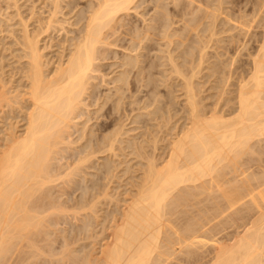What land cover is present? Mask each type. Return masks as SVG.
<instances>
[{
	"label": "bare ground",
	"instance_id": "bare-ground-1",
	"mask_svg": "<svg viewBox=\"0 0 264 264\" xmlns=\"http://www.w3.org/2000/svg\"><path fill=\"white\" fill-rule=\"evenodd\" d=\"M4 1L8 3L7 7L9 4L17 2L16 0H0V12L1 3ZM61 1L63 2V0ZM61 1L54 0L52 2L56 10H53L54 15L52 13L49 15L55 16ZM145 1L148 0H96L93 4L89 3L91 5L85 8L86 10L84 7H82V10L77 9L75 15L78 14L76 16L78 19L76 18L74 24L69 21V25L73 24V27H75L77 26L75 24H78L79 26L76 30L67 31L68 33L73 32V36H65L64 40L61 39L62 41L57 43L60 51L56 54V60L47 58L48 55L44 49L49 48V46L40 44L42 41L40 33L48 32L47 29H51L53 25L51 23H58V21L50 18L48 20V17H46L47 26H44L46 29L44 28L41 32L40 28L37 29L38 32H34V30L31 32L27 29L29 25L27 21L24 22L25 19H22L23 22L20 20V29H9L8 32L15 38L14 43L21 46L18 57L24 61L22 62L19 58L16 60L21 61L18 63L19 67L15 69L19 70L15 71L16 74L19 73L17 79L13 78L12 74L7 75V70L3 71L5 68L2 70L4 65L0 67V120H7V117L12 113L9 116L11 121L7 125L5 123L6 128H3L4 131L1 130L2 134L0 136V264H24V262H26L25 264H39L42 261V264H44L49 262L48 260L52 258L49 253L50 259L47 258L48 256H44V258L39 256L42 253L40 251L48 252L49 249L50 252L53 245L51 242L54 241L55 243V239L50 241L51 236L54 238V232L52 233L49 227L55 228L56 221L58 223L56 226H58L60 220L64 222L63 218L65 220V217L74 219L78 211H88L97 218L98 208L100 210L104 203L107 202L108 204L109 201H106L108 199L113 203L121 201L122 203L119 206L117 205L116 209L113 207L115 211L111 209H109L110 213L106 211L108 215L110 214V217H107L110 224L102 226L104 227L102 230L106 231L105 235L101 232L105 238L104 242L100 243L98 248L96 246L91 250L88 249V252L84 248L86 253L83 254L82 251L83 256L81 255V257L76 256L75 253L80 255L77 252L82 249L69 247L76 251L74 253L73 249L72 251L69 249L75 255L71 256L73 257L71 260L79 261L75 264H164L168 261L171 263L176 261L174 264H264V174L261 175L264 173V165L263 168L259 167L260 164H263L261 162L263 158L261 159V157L264 156V147L263 143L262 145L258 143L264 142V16L260 14L264 10V1L260 2L258 0L259 2L257 1L254 4V20H258L257 22L262 24L260 25L263 27V31L260 44L251 57L250 70L248 69L249 72L246 73L248 76L246 77L244 74L243 77L240 74V80H237L238 83L237 81L235 84L232 83L236 88L229 90H234L235 94L231 92L233 95L231 94V98L230 96L225 97L226 99L222 100L224 103L219 99L220 97L223 98V93L227 91L225 87L231 80L229 78L234 75H230L232 70L229 67L230 62H234L232 61L233 58L232 56L223 57L225 60H231L228 61V64L225 60H220L221 58L218 55L220 53L215 52L211 55H214L215 58L218 55L217 62L214 61L215 59L211 60L212 62L207 61V58H209L207 55L210 54H207V49L212 46V36L217 33L215 28L219 24L218 19H221L219 16L223 7H221L222 4L220 5L217 2L218 5L214 3L216 6H212L208 0H150L152 3L150 9H153L152 15L145 18L143 12L140 14L143 17L141 19L144 25L139 26V23L137 25L136 20H122L123 16H128L131 13V9L134 10L135 16H140L136 9H139ZM169 2L173 3V7L168 6ZM64 4L68 5L69 10H71L76 7L78 2L76 1L75 4V1L72 0ZM16 8L18 10V7ZM18 13L20 15L21 12ZM174 17H176V20ZM224 18L226 19L224 22L230 24L226 29L228 28V31H230L229 29L233 30L235 24L231 22L233 21L232 13L231 15L230 13L226 14ZM177 22L182 23H179L180 27H177ZM175 23H177V26H174V28L172 24L176 25ZM203 24H207V26L202 29V32L208 31L205 39L201 38L203 36L199 34L198 29ZM232 24L233 26H231ZM255 25L258 26V24ZM120 28L122 29L119 31ZM239 30L243 38L249 33L251 34L250 26L246 23H240ZM2 31L0 29V32ZM193 31H196L195 35L197 36V40L194 41L195 45H187L186 42ZM16 32H20L18 37L15 34ZM242 36H240V39ZM232 38L234 37H231L230 41ZM243 38L239 40L241 46L246 43ZM245 39L247 40V37ZM154 41H161L160 46L164 45V49L159 48L161 54L157 50V53L153 51L150 54L154 48L152 44ZM228 44H231V42ZM115 45L124 51L116 49ZM222 46L224 50L227 45ZM8 47L7 49H10ZM120 51L122 55H120ZM222 51L221 57L226 53ZM153 53L158 54V56L154 54V58ZM116 57L117 61L114 60ZM109 58L113 59L114 62L108 63L105 61ZM221 61L222 63H220ZM223 61L227 64H224ZM205 62L208 63L204 64ZM107 64L110 66L116 65L113 68L115 71L111 67L112 70L109 72L108 67L110 66ZM105 65L108 70L104 71L101 67H105ZM225 65L227 66L225 67ZM159 66L161 69H158ZM227 67L230 68V71L226 70ZM116 68L118 69L116 70ZM204 69L207 72L209 71L208 75L205 74L208 77L211 76L209 73L212 76L217 73L223 75L224 71L227 72L226 74L229 73V75L224 73L222 77L221 75L218 77L224 86L221 85V87L223 86L221 92L216 93L222 95H219L217 99L221 102H218L219 106L222 107L227 103L225 104V111H222L223 108L221 110L220 107H217L218 105H213V108L205 110L204 104L200 103L203 100L199 101V99L201 100L200 94L198 96L199 85L197 86L195 80H200L203 77L201 72ZM110 73L113 75H109ZM157 74L160 76L158 77ZM106 76H108V79ZM157 78L162 85L164 83L167 90L161 92L160 89L164 88H161L162 85L158 84ZM15 81H17V84ZM99 81L109 84V88L107 85H104L105 87L101 86L102 83ZM214 84L213 87L217 88L219 82ZM158 85L160 89H158ZM176 86H180L179 92L182 91L180 94L183 95L184 106L181 99L175 101V96H180V94L173 93L178 91H173ZM101 87L102 90L105 91L106 88L107 91L102 92ZM140 91L139 94L144 91L145 94L142 95L147 96L145 101L139 99L142 96L136 97V93ZM144 97H142L143 100ZM158 97H162V99ZM125 99H128V101H125ZM228 99L234 100L231 102L232 104L225 102ZM141 101L143 102L141 106L136 107L134 105L135 107H133L132 104H138ZM178 101H181L182 105L177 104ZM173 103L181 105L180 108L184 109L181 112L183 111L186 114L184 116L180 115V118L184 119V123L181 124L180 128L176 126L178 131L173 133H168L170 130L168 132L166 130L170 126L165 128L162 138L159 134L162 131L158 130L157 126L162 127V124L167 125L169 123L172 117L171 107L173 109L177 107ZM126 104L130 107H122ZM172 104L176 107H173ZM226 105L232 110L229 107L227 108ZM91 106L95 108L89 109ZM150 106L153 107L148 109ZM177 108L179 111L180 108ZM136 109L139 112H135ZM228 109L230 110L226 111ZM6 112H10L9 115ZM5 114H7V117ZM3 115L5 119H3ZM143 115L147 117L142 118ZM122 116H125L123 120H121ZM78 118L79 122L76 121ZM180 118L179 120H181ZM92 119L94 121L89 123ZM124 120H126V123H124ZM152 120H158L157 126H151L153 124L149 121L152 122ZM127 121L134 126L128 125L131 128H125L128 124ZM135 124L147 129H143L146 133L138 131L140 137L136 135L137 131L135 132L136 136L129 135L128 132L136 130ZM149 126L151 128L157 127L156 129L159 132L155 129V134H159L160 137L158 138L165 141H163L165 144H161L163 146L160 145L162 141L159 142L157 135L152 134L154 128L152 131ZM137 129L139 130V127ZM73 133L78 134L74 139H71L70 136ZM144 135H146V138H144ZM165 135H170V137L167 138ZM141 136H143V140L138 141ZM148 143H151L150 146L147 145ZM256 144L261 148L263 147L262 150L259 147L260 153H263L262 155L257 150L258 146ZM147 146L148 148L153 147L152 150L149 149L154 152L152 153L148 149L151 153L148 154ZM157 147L164 151L161 150L159 154H156L155 150L159 151ZM74 149L77 151L73 152ZM126 149H129V152H126ZM254 149L258 155L260 154L259 156ZM254 152L259 157L257 158L255 155L256 159H261L259 160L260 164L257 160L255 162L252 160L254 159ZM65 154L68 155L65 156ZM130 154L146 161L142 164L141 170H138L141 171V176L140 173L134 170L139 174L136 177L137 179L134 177L137 184L131 185V188L127 187L131 189L130 192H134L131 194L128 193L129 190L126 191L129 194L128 197L121 200L114 197L115 191H111V182L108 180H113L109 176L112 175L116 166L119 168V164L120 166L125 165L124 162L127 159L122 160L121 157ZM100 156H102L100 159L104 162H98V165L96 164L98 167L95 168L94 162L97 163L96 160ZM111 157H114L118 162L114 164L116 161L113 158V162H111ZM61 158L71 159H69L70 162H66L64 168H61L63 167L62 163H59V165L55 163ZM252 163H256L257 166L254 165L260 168L259 171L262 172L263 170V172L258 175V171H255L257 168L254 169ZM99 164L101 167H99ZM91 167L96 169L94 171H97V175L99 169H104L100 176L109 178L107 180L104 178L105 180L102 181H108L110 186H106L107 182L101 181L102 177H100V180L99 177L95 180L89 176L93 182L99 181V184L98 182L94 184L89 180V185L85 183L86 186L83 180L85 186L82 187H91L90 190L83 188L85 192L92 191L90 195L82 190L85 194L80 193L84 197L68 200L70 191L65 190H68L67 188L72 189V183H75L74 187L80 184L79 187L82 189V183L79 179H85L88 170L90 171L89 175L94 176L95 173H91V170L88 169ZM130 167L124 166V169L122 170L121 167L120 170L125 174L131 171L129 170ZM85 169H88L87 172L84 176L79 177L83 175ZM132 169L134 168L132 167ZM135 169L137 170L136 167ZM132 173L131 176H129V172L127 173L129 178L134 176ZM227 174L231 176L227 177ZM76 179L79 180L77 185L76 182L78 181ZM86 182L88 181L86 180ZM128 183L130 186L131 182ZM134 185L135 189L133 190ZM79 187L76 188L79 189ZM55 193L56 195H54ZM63 194H67V199L62 200L60 198ZM85 195L87 196L85 197ZM102 200H104V203H102ZM204 200L208 203H202ZM188 206L195 207L194 209L190 208V210L195 211H189ZM76 209L77 211L71 212V210ZM69 211L70 214L67 213ZM106 212H104L105 215ZM176 213H182L180 215H183L181 218L179 215V219L184 220H182L184 223L180 227H177V224L175 225L174 220H172V216ZM97 214L99 215V212ZM58 215H64L65 217L62 216V219L59 220ZM105 215L104 218H106ZM85 216L90 218V216ZM85 216H82V219L84 221L89 220V218L85 219ZM219 216H226V223H228L227 221L232 224L235 223L236 225L231 224L235 229L241 227V229L237 228V231L233 228L236 233L234 235L231 233L233 236L230 237L228 242L227 240L224 241L225 239L221 241L220 238H216L218 232H220L219 230H223L221 228L224 226L220 224L218 226L221 228L217 229L218 226L214 221H220ZM227 216L231 220H228ZM99 217L102 216L99 215ZM218 217L219 219L216 220ZM68 220L66 219L65 223ZM96 220L94 221L92 218L87 224L85 221V224L90 225L92 229L91 222H96ZM225 222H223L225 225L230 226L229 223L226 224ZM94 224L93 228L95 227ZM215 226L217 227L215 228ZM214 229H217L218 232ZM85 230L87 229L83 228L80 233H86ZM211 230L213 234H211ZM48 231L49 234L52 233L51 236H48ZM209 231L210 233H208ZM63 232L64 238L71 237L67 234L65 236V230ZM95 232L93 234H96ZM60 233H56L58 235H55L56 238L62 237L59 236ZM80 233L79 235H81ZM77 235L72 238L74 241H70L71 238L69 239L70 242L67 241V238L63 239L65 245L72 244L78 238H82L79 235L77 238ZM87 235L86 237L90 236ZM98 236L100 237V235ZM48 238L50 239L48 240ZM95 238L97 241L98 238ZM42 239L44 240L43 243L47 241L49 246L51 245V249L47 247V243H44L46 248L44 244H41ZM99 241L97 242L99 243ZM197 242L199 246L197 244V246L193 245ZM191 246L194 249H191ZM26 247H28L27 249L34 247V250H28L29 252H27ZM37 251L39 254H34ZM176 252H178L177 254L180 252V254L178 256L175 254L176 258H174L172 255ZM27 253H31L36 258L33 259ZM181 253L184 255L183 257H181ZM24 254L28 259L33 260L28 261ZM55 254L57 253L52 255ZM58 254L61 253L58 252ZM44 255L47 254L44 253ZM37 256L38 260L41 259L40 262H36ZM60 258H62L61 255ZM60 258L56 260L58 261L57 264L59 261L62 262V260L68 259V257L61 260ZM171 258L176 260L174 261Z\"/></svg>",
	"mask_w": 264,
	"mask_h": 264
},
{
	"label": "rangeland",
	"instance_id": "rangeland-1",
	"mask_svg": "<svg viewBox=\"0 0 264 264\" xmlns=\"http://www.w3.org/2000/svg\"><path fill=\"white\" fill-rule=\"evenodd\" d=\"M17 2L15 3L16 4V6H14L15 4H9V6L7 7V5H8V3L6 2V1H4V2H2L1 3V12H0V29L1 30H3L2 32H0V53H1V51H2V53H1V55H0V67H2L3 65V67H2V70L3 71H6L7 70V75H9V74H12L13 75V78H15V79H17L18 78V75H19V73L18 74H16L15 73V71L17 72V70H15L17 67H19V65H18V63L19 62H23L24 60H22V59H20L19 57H18V55H20V53L19 52H21V46L20 45H18V44H15L14 42V37H13V35H11L10 34V32H8V31H10L11 29H20L21 28V21H22V19L24 20L25 19V23H26V21H27V24L29 25V26H27V29H29L31 32H33V30H34V32L35 31H37V29H39L40 28V32H41V30H44V28L47 26L46 24H47V18L46 17H48V20H49V18L50 19H52V20H54V21H58V23L60 24H58L57 22H52L51 24H53L52 26H51V29L50 28H48L47 29V31L48 32H44V33H40V38L42 39V41L40 42V44L41 45H48L49 46V48H45L44 49V51H45V53L49 56H47V58H50L51 60H56V58H57V55L56 54H58V51H60V49H59V47H58V45H57V43L59 42V41H62V40H64L66 37H71V36H73V32L71 33H68L67 31L69 30H72V29H74V30H76L77 29V27L79 26L78 24H75V25H77V26H75V27H73L74 25V21L76 20V16L78 15H75L76 13H77V11L78 10H82L83 8L82 7H84V9L85 8H88V6L89 5H91V4H93V2H95L96 0H73V1H75V4H76V1L78 2V4H76V7H73V8H75L74 10H73V8L71 9L72 10V12H71V10H69V7H68V5H66V4H64V3H66V2H69V1H72V0H63V2L61 1V4H60V7H61V9H60V7L57 9V13L55 14V16H53L54 14H53V10H56V9H54V4L52 3L54 0H16ZM169 1V0H168ZM210 3H211V5L212 6H216V5H218V3H220V5H221V7H222V9L220 10L221 12H222V14H221V12H220V18L221 19H218L219 20V24H217L218 26H216V28H215V31L217 30V33H216V35H214V36H212V46L211 47H209L208 49H207V54L208 53H210L209 55H207V57L209 56V58H207V61H209L210 60V62H212L214 59V61L215 62H217L216 61V58L218 57V55L220 56V60H222L223 59V57L225 58L226 56H232V58H233V60L232 61H234V62H230V64H229V62L228 61H231V60H229V59H227V60H225V59H223V60H225L228 64H229V67H231V70L232 71H230L229 69L230 68H226V70H229L230 71V75H233V77L231 78H229V79H231V80H229V83H228V85H227V87H225V89H227V91H226V93H223L224 94V96H223V98L221 99V97H220V101L221 102H223L222 100L226 97V98H228L227 96H230V98H231V94L233 95V91H229L230 89L232 90V89H234V88H236V86L235 85H232V83L233 84H235L236 83V81L240 78V76L241 75H243V77L246 75V73H248L249 72V66H251V57H252V55L255 53L254 51H255V49L257 48V46L260 44V39H261V34H262V31H263V27L259 24V22H257V21H255L254 20V18H255V15H254V11H253V9H254V4H256V2L258 1V0H223V1H221V0H217V1H215V0H208ZM260 2L262 1V0H259ZM258 1V2H259ZM264 1V0H263ZM218 2V3H217ZM222 2V3H221ZM89 3H91V4H89ZM216 5H215V4ZM224 3V4H223ZM52 4H53V6H52ZM11 5H13V6H11ZM62 5V6H61ZM64 5V6H63ZM152 6V3H151V1L150 0H148V1H145L143 4H142V6L141 7H139V9L137 8L136 10H138V12H139V14L138 15H140L142 12H143V14H144V17L145 18H149L150 17V15H152V13H153V9H150V7ZM168 6H170V7H173V3L172 2H169V5ZM16 7H18V10H17V8ZM51 7H53L52 8V10H51ZM72 7V6H71ZM142 8V9H141ZM78 9V10H77ZM231 9V10H230ZM17 10V11H16ZM86 10V9H85ZM142 10V11H141ZM223 10V11H222ZM51 11V12H50ZM69 11V12H68ZM141 11V12H140ZM18 12H21L20 13V15L21 16H23L22 18L20 17V15H18L17 13ZM80 12V11H79ZM130 16L128 15V16H123L122 17V20H131V21H134V20H136L137 22V25H138V23H139V26H141V25H144L143 24V21H142V19L141 18H143V17H141V15L140 16H138L137 17V15L135 16V12H134V10L133 9H131L130 10ZM2 13V14H1ZM50 13H52L53 15H49ZM230 13V15H231V13H232V16H233V21H231L232 23L234 22V29H233V27H231L233 30H231V29H229L230 31H228V28L226 29V27L227 26H230V24L228 25V23L229 22H227V23H225L224 21H226V19L224 18V16L226 15V14H229ZM253 13V14H252ZM264 10L262 11V13H260L262 16H264ZM50 17H49V16ZM57 15V16H56ZM260 15V16H261ZM2 16V17H1ZM51 16H53V18H51ZM229 16V15H228ZM30 18V19H29ZM70 18V19H69ZM74 18V19H73ZM176 17H174V19H175ZM235 18V19H234ZM258 18H259V16H258ZM29 19V20H28ZM78 19V18H77ZM139 19V20H138ZM141 19V20H140ZM21 20V21H20ZM176 20V19H175ZM236 20V21H235ZM2 21V22H1ZM69 21H70V23H73L72 25L70 24L69 25ZM16 22V23H15ZM23 22V21H22ZM46 22V23H45ZM64 22V23H63ZM230 22V23H231ZM256 22V23H255ZM261 22V21H260ZM19 23V24H18ZM177 23H178V26H177ZM177 23H175L176 25H174V24H172L173 25V27L175 26H177V27H180V24H182L181 22H177ZM180 23V24H179ZM240 23H246L248 26H250V31H251V34L249 35H247V36H245V37H247V40L245 39V37L243 38V36L242 35H240L241 34V31L239 30L238 31V29H239V24ZM3 24V25H2ZM10 24V25H9ZM50 24V25H51ZM68 24V25H67ZM224 24V25H223ZM226 24V25H225ZM255 24H258V26L257 25H255ZM46 25V26H45ZM61 25H62V27H61ZM45 26V27H44ZM55 26V27H54ZM57 26H58V28H57ZM63 26H64V28H63ZM67 26V27H66ZM207 26V24H203V25H200L199 26V31L201 32H199V34L201 35V36H203V37H201L202 39H205V36H207L208 35V31H203L202 32V29H204L205 27ZM231 26H233V24L231 25ZM59 27H61V28H59ZM125 27H127V26H125ZM174 27V28H175ZM41 28H43V29H41ZM62 28H63V30H62ZM67 28H69V29H67ZM226 29V31H224V32H222V30H225ZM10 29V30H9ZM46 29V28H45ZM53 29V30H52ZM61 29V30H60ZM122 28H120L119 29V31L121 30ZM6 30V31H5ZM73 31V30H72ZM38 32V31H37ZM65 32V33H64ZM195 32L196 31H193L192 33H191V35H192V37H191V35H190V37H189V40L186 42V44L188 45V44H193V45H195V42L194 41H196L197 39H196V35H195ZM19 33L20 32H16L15 34L17 35V37L19 36ZM46 33V34H45ZM50 33V34H49ZM67 33V34H66ZM239 33V34H238ZM49 34V35H48ZM203 34V35H202ZM229 35L231 36V37H234V38H232L231 39V41H230V38H229ZM233 35V36H232ZM234 35H237V36H234ZM66 36V37H65ZM240 36H242L241 37V39L243 38L245 41H246V43H244L245 45H242L241 46V42L239 41V40H241L240 39ZM194 37V38H193ZM222 40H221V39ZM249 38V39H248ZM60 39V40H59ZM62 39V40H61ZM193 39H195V40H193ZM193 40V41H192ZM189 41H191V42H189ZM221 41V42H220ZM231 42V44H228V43H230ZM48 42H50V43H48ZM55 42V43H54ZM244 42V41H243ZM161 41H154L152 44H153V46H154V48H153V50L150 52V54L153 52V51H155V53H157V52H159L160 54H161V52H160V49L159 48H161V49H164L165 47H164V45H162V46H160L161 45ZM10 44V45H9ZM12 44H13V46H12ZM46 45V46H47ZM50 45H53V46H51L50 47ZM55 45V46H54ZM222 45H227L225 48L226 49H224L223 50V46ZM4 46V47H3ZM10 47V49H7V47ZM19 46H20V48H19ZM218 46H220L219 48H218ZM241 46V47H240ZM5 47H6V49H5ZM8 47V48H9ZM13 47V48H12ZM58 47V48H57ZM111 47H113V48H115L116 47V45H115V47L114 46H111ZM228 47V48H227ZM243 47V48H242ZM2 48V49H1ZM19 48V49H18ZM118 48V50H122V52L124 51L123 49H119V47H116V49ZM47 49V50H46ZM228 49V50H227ZM8 50V51H7ZM16 50H19V51H16ZM56 50V51H55ZM156 50H157V52H156ZM208 50H209V52H208ZM224 51V52H226V53H224V55H222V57H221V55L220 54H223V53H221V51ZM226 50V51H225ZM5 51V52H4ZM11 51H12V53H11ZM53 51V52H52ZM222 51V52H223ZM227 51H228V53H227ZM194 52H195V50H194ZM215 52H217V53H220V54H218L217 55V57L215 58L214 57V55H211V54H215ZM14 53H15V55H14ZM49 53V54H48ZM120 53H121V51H120ZM155 53H153V55L155 54ZM159 54V55H160ZM15 57H14V56ZM54 55H56V56H54ZM120 55H122V53L120 54ZM152 55V56H153ZM155 55H157L158 56V54H155ZM155 55L153 56L154 58H155ZM211 55V56H210ZM2 56H3V58H2ZM54 56V57H53ZM117 56V55H116ZM5 57V58H4ZM14 57V58H13ZM214 57V58H213ZM228 57H226V58H228ZM17 58H19L20 60L19 61H16L17 60ZM54 58V59H53ZM111 60V61H110ZM115 61H117L118 59H117V57H116V59H114ZM212 60V61H211ZM218 60V59H217ZM105 61H107L108 63H110V62H114L113 61V59H110L109 58V60H105ZM104 61V62H105ZM15 62V63H14ZM17 62V63H16ZM224 62V61H223ZM226 62H224V64L226 63ZM250 62V63H249ZM2 63V64H1ZM206 63H208V62H205L204 64H206ZM220 63H222V61L220 62ZM226 63V64H227ZM223 64V65H224ZM250 64V65H249ZM2 65V66H1ZM18 65V66H17ZM108 65V64H107ZM108 66H110V65H108ZM114 66H116V65H114ZM114 66H110V67H108V69H109V72H110V70H112L113 68H114ZM227 65H225V67H226ZM107 66L105 65V67H101V69L102 70H108L107 68H106ZM112 67V69H110ZM223 67V66H222ZM234 67V68H233ZM14 68V69H13ZM160 68V66L158 67V69ZM224 68V67H223ZM236 68V69H235ZM118 68H116V70H117ZM161 69V68H160ZM207 69V68H206ZM206 69H204L202 72H201V74H202V78H200V80H195V83L197 82V86H198V91H199V93H198V96H199V94H200V96L199 97H201V100L199 99V101H202L203 100V102H200L201 104H204L203 106L205 107V110H209L211 107L213 108V105H218L219 103L218 102H220L219 100H217L218 98H219V95L220 94H216L217 92L218 93H220L221 92V88H223V83L222 82H220V78L218 79V77H220V75L222 74V73H217V74H214L213 76H212V74L211 73H209L210 75V77H208L207 75V73L209 72H207V70ZM249 69V70H248ZM114 70V69H113ZM225 70V69H224ZM223 70V71H224ZM233 70H235V71H233ZM248 70V71H247ZM19 71V70H18ZM115 71V70H114ZM222 71V72H223ZM228 71V72H229ZM107 72V71H106ZM14 73V74H13ZM105 73V72H104ZM224 73H225V71H224ZM224 73H223V75H224ZM227 73V72H226ZM225 73V74H226ZM17 76H16V75ZM201 74H200V76H201ZM205 74H207V75H205ZM241 74V75H240ZM245 74V75H244ZM109 75H113V74H109ZM156 75V73L154 74V76ZM205 75V76H204ZM223 75H221V77L223 76ZM226 75H229V73L228 74H226ZM226 75H225V77H226ZM157 76H158V74H157ZM160 76V75H159ZM158 76V77H159ZM238 76V77H237ZM248 76V74L246 75V77ZM107 77V79H108V76H106ZM105 77V78H106ZM216 77V78H215ZM222 79H224V78H222ZM19 80V79H18ZM157 80H158V78H157ZM178 80V79H177ZM176 80V81H177ZM240 80V79H239ZM238 80V81H239ZM101 81V80H100ZM99 81V82H100ZM176 81H174V82H176ZM198 81H200V82H198ZM238 81H237V83H238ZM178 82V81H177ZM219 82V84H218V86H217V88H214L213 86H215V84L214 83H218ZM15 83L17 84V81H15ZM15 83H13L14 85H16ZM100 83H102V82H100ZM179 83H180V80H179ZM222 83V84H221ZM158 84L161 86L162 84L160 83V81L158 80ZM214 84V85H213ZM106 86L107 84H104V83H102V85L101 86ZM109 85V84H108ZM107 85V86H108ZM158 85V89H160V86ZM163 85H164V83H163ZM163 85L161 86V88H164V89H160L161 90V92H162V90H167V88L165 87V85H164V87H163ZM174 85H175V83H174ZM221 85H223L222 87H221ZM237 85V84H236ZM104 86V87H105ZM110 86H111V84H110ZM220 86V87H219ZM226 86V85H225ZM103 87V88H104ZM178 87V88H177ZM180 86H176L175 87V90H174V88H173V91H177V92H173L174 94H180V92L182 93V91H180L179 92V90H180V88H179ZM108 88H109V86H108ZM177 88V89H176ZM100 90H102V87L100 88ZM143 90V89H142ZM159 90V91H160ZM105 91H107V89L105 88ZM105 91L104 90H102V92H104L105 93ZM163 91V92H164ZM231 92H233V93H231ZM138 93V94H137ZM136 93V97H144V95H142L143 93H144V91H142V94H139V93H141V91L140 92H137ZM145 94V93H144ZM159 94H161V93H159ZM159 94H158V96H159ZM173 94V95H174ZM235 94V93H234ZM140 95V96H139ZM161 96V95H160ZM178 95H176L175 97V101H177V99L178 100H182V104H183V106H184V103H185V101L182 99V96L183 95H181L180 94V96H178ZM220 96H222V95H220ZM139 98V99H141L142 101H145V97L147 98V96L145 95V97H144V100H143V98ZM159 99H162V97H158ZM225 98V99H226ZM232 98H234V97H232ZM228 100H230V101H228ZM227 101L225 100V102H232V101H234L233 99H228ZM125 101H128V99H125ZM140 102V103H138V104H132L133 105V107H135L134 105H136V107L137 106H141L142 105V103L143 102ZM174 100H173V102H175ZM184 101V102H183ZM181 102V101H180ZM179 101H178V103L177 104H181ZM220 102V103H221ZM160 103V102H159ZM158 103V104H159ZM176 103V102H175ZM175 103H173V104H175ZM206 103V104H205ZM224 103V102H223ZM229 103V104H230ZM156 104V103H155ZM172 104V106L173 107H181V105H173ZM225 104H227V103H225ZM225 104H224V106L222 105V104H220V105H222V107L221 106H217V107H220L221 108V110H222V108L224 109L225 108ZM228 104V105H229ZM232 104V103H231ZM132 105H131V108H132ZM160 105H161V103H160ZM206 105V106H205ZM228 105H226L227 106V108L229 107ZM129 106L130 107V105H123L122 107H124V108H127V107ZM121 107V108H122ZM153 106H150V107H148V109H150V108H152ZM176 107V108H177ZM203 107V108H204ZM209 107V108H208ZM91 108H95L94 106H91L89 109H91ZM176 108H172L171 107V114H172V117H171V119H170V121H169V123L167 124V125H164V124H162V127L161 126H157V121L158 120H152V122H150L149 121V123H151V124H153V125H151V124H149V125H151V126H157L156 128L159 130L160 129V131H162L161 133L155 128V127H152L151 128V126H149L150 128H151V130L153 131V128H154V131H155V129L159 132V134H161V136L164 134L163 133V131L165 132V128H168L169 126L170 127H172V128H170L169 127V129H166L167 130V132H168V130H170L168 133H173V132H175V131H178V127L180 128L181 127V124L183 125V123H184V119H182V118H180V115L182 116H184V114H186V113H183V111L181 112V110H184V109H181L180 108V113H179V111H178V108H177V110H176ZM230 108V107H229ZM233 108V107H232ZM123 109V108H122ZM129 109V108H128ZM172 109H173V111H172ZM219 109V108H218ZM231 109V108H230ZM230 109H228V110H226V111H229ZM7 110V109H6ZM9 110V109H8ZM130 110V109H129ZM129 110H127L128 112H129ZM220 110V111H221ZM232 110V109H231ZM92 111V110H91ZM122 111V110H121ZM126 111V113H128ZM222 111H225V109L224 110H222ZM134 112V111H133ZM132 112V113H133ZM135 112H139V110L137 111V109H136V111ZM134 112V113H135ZM173 112V113H172ZM175 112V113H174ZM6 113H8V115H9V113L10 112H6ZM122 113V112H121ZM125 113V112H124ZM11 114L12 113H10V115L9 116H11ZM15 114H16V111H15ZM14 114V115H15ZM2 115V114H1ZM4 116V115H3ZM5 116L7 117V114H5ZM5 116H4V118L3 119H5ZM9 116L7 117V120L5 119V121L4 120H0V136H1V134H2V131H4L3 130V128H6V125L8 124V122H10L11 121V118H9ZM142 117V116H141ZM144 117H147V116H145V115H143V117L142 118H144ZM186 117V116H185ZM9 118V119H8ZM125 118V116L123 117L122 116V119L121 120H123ZM179 118L181 119V120H179ZM83 119V118H82ZM102 119V118H101ZM186 119V118H185ZM12 121H13V119H12ZM76 121H78L79 122V118H78V120L76 119ZM92 121H94V119H92L89 123H91ZM125 121V122H124ZM123 122L124 123H126V120H124ZM153 121H154V123H153ZM156 121V122H155ZM2 122H3V124H2ZM80 122H81V119H80ZM180 122H182V123H180ZM185 122H186V120H185ZM5 123H6V125H5ZM127 123H128V121H127ZM179 123V124H178ZM134 124V123H133ZM141 124V123H140ZM170 124V125H169ZM128 125H132V123H128L126 126H125V128H129L128 127ZM136 125V127L138 128L139 127V130L136 128V130L135 131H130V132H128V134L129 135H131V134H133V135H135L136 133V135L138 136L139 134L138 133H140V132H138V131H141V133L142 132H145V131H143V129H144V127H140V125L139 124H135ZM138 125V126H137ZM79 126V125H78ZM134 125H132L131 127H133ZM141 126H142V124H141ZM166 126V127H165ZM176 126H177V128H176ZM130 127V128H131ZM2 128V129H1ZM161 128H162V130H161ZM174 128V129H173ZM141 129V130H140ZM2 130V131H1ZM144 130H147V129H144ZM137 131V132H136ZM151 131V132H152ZM153 131V135H157V134H155L156 133V131L154 132ZM74 132V131H73ZM76 132V131H75ZM133 132V133H132ZM136 132V133H135ZM157 132V133H158ZM146 133V132H145ZM77 134L78 133H73L71 136H70V138L71 139H74L76 136H77ZM158 134V135H159ZM166 134V133H165ZM135 135V136H136ZM148 135V134H147ZM152 135V136H153ZM156 136L157 138L158 137H160V136ZM146 135H144V138H146L145 137ZM139 137H140V135H139ZM139 137H137L138 139H139ZM143 136H141V138H140V140H138V141H141V140H143V138H142ZM165 137H167V138H169L170 137V135H165ZM164 137V138H165ZM162 138H163V136H162ZM159 139V138H158ZM160 141H162L161 143H160V145L161 144H165V143H163V141L164 140H160L159 139V142ZM159 142L157 143V146H158V144H159ZM165 142V141H164ZM255 143V142H254ZM257 143V142H256ZM259 143V145H260V143H261V145H262V143H263V147H264V142H258ZM144 144H146V143H144ZM149 144H151V143H148L147 145L148 146H150ZM160 145H159V147H160ZM259 145H257L256 144V146H258V149L257 150H259L261 147L259 146ZM148 146H147V148H146V150L148 151V149L150 148H148ZM152 146V145H151ZM161 146H163V145H161ZM255 146V145H254ZM159 147H157V149L159 150L158 152H157V150H155L156 152V154H159L160 152H161V150H163V149H161V148H159ZM260 147V148H259ZM262 147V148H263ZM151 148H153V147H151ZM150 148V149H151ZM162 148H164V147H162ZM254 148V147H253ZM262 148H261V150H262ZM78 149V148H77ZM150 149H149V151H150ZM75 150L76 149H74L73 150V152H75ZM127 151L126 152H129L128 150L129 149H126ZM152 150V149H151ZM261 150H259V153H260V151ZM77 151V150H76ZM146 151V152H147ZM147 152L148 154L150 153V152H152V151H150V152ZM164 151V150H163ZM162 151V152H163ZM254 151H256L255 149H254ZM154 152V151H153ZM152 152V153H153ZM263 153H264V149H263ZM262 152L260 153L261 155L263 154ZM151 154V153H150ZM256 154H257V151H256ZM255 154V152H254V159H252V158H250V159H252V160H254V162L257 160L256 159V157L257 158H259L258 156L260 155H256ZM68 154H65V156H67ZM145 155H147L146 153H145ZM255 155H256V157H255ZM122 156V155H121ZM120 156V157H121ZM119 157V158H120ZM124 157V158H123ZM133 157V158H132ZM252 157H253V155H252ZM100 158H102V156H100L99 157V159ZM112 158H113V160H115L116 162H114V164L115 163H117L118 162V160H116L114 157H111V162H113V160H112ZM133 160H132V159ZM245 158V157H244ZM264 159V156L263 157H261V159ZM69 159L70 158H61V159H59V160H55L56 162V164H58L59 165V163H62L63 164V167H61V168H64L65 167V164H66V162H70L69 161ZM98 159V160H99ZM121 159L122 160H126V162H124L125 163V165L123 164V165H121L120 166V164H119V168H118V166H116V168L114 169V171H113V173H112V175H110L109 177L111 178V179H113V180H108L109 182H111V186H110V184H109V182L108 181H102V180H107V179H109V178H105L104 176H100V175H102V170H104V169H97L98 170V172H99V174L97 175L96 174V172L97 171H94V169L96 168V167H98V166H96V164L98 165V162H104V160H96L97 161V163L96 162H94V165H95V168L93 169L92 167L91 168H88V169H90L91 170V173H95L96 174V176H95V174H94V176H92V174L91 175H89V170L88 169H85L84 170V173H82L83 175H80L79 177H81V176H84V174L87 172V170H88V174H87V176H85V179H79V180H81V183L83 184V180L85 181L84 182V184L85 183H88V185H89V180H91V177L92 178H94L95 180H97L96 178L97 177H99V180H100V177H102L101 178V181L102 182H104V183H106V186L107 185H109L110 187H111V191H115V196L114 197H116V198H119V199H124V198H127L128 197V195L129 194H127V192H128V190H129V192L128 193H133L134 191H132V192H130L131 191V185H133V184H137V182H135L134 180V177L136 178V177H138L139 176V174L138 173H140V176H141V171L139 172L138 170L140 169L141 170V168L143 167V165L142 164H144L145 163V161H142L143 159H141V158H139V157H137L136 155H134V154H130L129 156L127 155L126 157L125 156H122L121 157ZM130 159H131V161H130ZM249 159V160H250ZM261 159H258L257 161L259 162V164H260V161L259 160H261ZM263 159H262V165L260 164V166L259 167H262L263 165H264V161H263ZM71 160V159H70ZM139 160V161H138ZM130 161V162H129ZM100 162V163H101ZM128 162V163H127ZM143 162V163H142ZM54 163V164H55ZM127 164H128V166H127ZM131 165V167H130V165ZM138 164V165H137ZM254 164H256V163H254ZM253 163H252V165H253V167H254V169H256L257 167V164H256V166L254 165ZM258 164V165H259ZM100 165V164H99ZM124 166L125 167H130V169L129 170H131V171H128L129 173H130V175L129 174H127V173H125V174H123V169H124ZM99 167H101V165L99 166ZM121 167H122V170H120L121 169ZM132 167L134 168V169H132ZM135 167L137 168V170L135 169ZM139 167V168H138ZM256 167V168H255ZM263 168V167H262ZM253 169V170H254ZM258 169H260V168H257L255 171H258L257 172V174L259 175V173L261 172V171H259ZM96 170V169H95ZM137 171V172H135V171ZM94 171V172H93ZM101 171V172H100ZM122 171V172H121ZM133 172V173H132ZM137 174L136 176H135V173ZM262 172H263V170H262ZM261 172V173H262ZM131 173H132V175H134V176H132V177H128V175L129 176H131ZM229 173V172H228ZM124 176H123V175ZM255 174V173H254ZM256 174V175H257ZM264 173H262L261 175H263ZM89 176H91V177H89ZM230 177L231 175H228L227 174V177ZM128 177V178H127ZM257 177H260V176H257ZM76 178H78V177H76ZM84 178V177H83ZM88 178H90V179H88ZM105 178V179H104ZM125 178H127V179H125ZM129 179V180H128ZM133 181V182H135V183H133L131 180ZM137 179V178H136ZM139 179V178H138ZM79 180H77L76 179V181H78V182H76V185L79 183ZM86 180L88 181V182H86ZM92 181V180H91ZM124 181V182H123ZM125 181H126V183H125ZM136 181H138V180H136ZM93 182V181H92ZM98 182V184H99V181H96V183ZM127 182H131L130 183V186H129V183L127 184ZM94 184H96L95 182H93ZM81 184V187L82 186H87V184H83L82 185ZM97 184V185H98ZM100 184H101V182H100ZM114 186H113V185ZM125 184H127L126 186H125ZM80 185V184H79ZM79 185H77L78 187H79ZM92 185V184H91ZM103 185V184H102ZM71 186H73V188L72 189H70V188H67L68 190H65V191H70V193L68 194V200L69 199H77L78 197H79V199L80 198H82V194L80 193V192H82V190L85 192V188L86 187H82V189H80V187H79V189H77L76 187H74L75 186V183H72L71 184ZM126 187V188H125ZM127 187H130V188H127ZM84 188V189H83ZM89 190L91 189V187L90 186H88L87 187ZM87 188H86V190H87ZM76 189V190H75ZM127 189V190H126ZM133 190L135 189V185L133 186V188H132ZM88 190V191H89ZM109 190V191H110ZM88 191H86L85 193L88 195H90V193L92 192V191H90V192H88ZM111 191H110V194H111ZM127 191V192H126ZM93 192H94V190H93ZM61 193V192H60ZM83 193V192H82ZM85 193H83V194H85ZM81 194V195H80ZM113 194V193H112ZM54 195H56V193L54 194ZM87 195H85V197L87 196ZM126 196V197H125ZM84 197V196H83ZM62 200L63 199H67V194L66 195H61V197H60ZM60 199V200H61ZM106 201H109L108 202V204H107V202L106 203H104V200H102V203H104L101 207H102V209H100L99 210V208H98V210H97V213L99 212V215L100 216H102V217H99V215L96 213V215L98 216L97 218H95V215H93V214H90V212H85V211H78L77 212V214H76V217L73 219V218H71V217H65L64 215H58L59 217V220L60 219H62V216H64L65 217V220L67 219H69L68 221H66V223H65V220H64V218H63V221L64 222H62V220H60V222H59V220L57 219V217H56V220H58V222H59V225L58 226H56V224H58L57 223V221H56V224H55V228H57L55 231H53L55 228L54 227H52V226H50L49 228L52 230V233L54 232V234H53V237L54 238H52V236L50 235V234H52V233H50L49 234V231H48V236H51V239L50 238H48V240L50 239V241H52L53 239H55V243H54V241H52L51 243H53V245H52V249L55 247V249H53V251H51L52 249H51V245L49 246V244L47 243V241H46V239H45V241L46 242H44V243H47L48 244V246L47 247H49L51 250H50V252H49V249H48V252L46 251V252H44V251H40V252H42V253H40V255L39 256H41V258H44V256H48V253L52 256V258H51V260H48L49 262H45L44 264H57V262L58 261H56L58 258H60V255H61V257L64 259V257H68V259L67 260H65L66 261V263H65V261L64 260H62V262L64 261V263H62L61 261H59V263L58 264H73V262H74V264L76 263V262H79V261H72L71 259L73 258V257H71V256H80L81 257V255L83 256V254H85L86 252H88V249H92L93 247H96V248H98V245L100 244V243H102V242H104V240H105V238H104V236L102 235V234H104L105 235V232L106 231H104V230H102V229H104V227H102V226H107V224L109 223L108 221V219H107V217L109 216L110 217V214L108 215L107 214V212H109L110 213V210L109 209H111V210H113V211H115V207L118 205H121V203H122V201L121 202H118V203H116L115 201V203H113L112 201H110L109 199L108 200H106ZM114 204H112V203ZM202 203H208V201H206V200H204ZM117 206V207H118ZM100 207V208H101ZM115 209H114V208ZM189 207V211H192V212H194L195 210H190V208H192V209H194L193 207H190V206H188ZM113 208V209H112ZM188 209V208H187ZM74 211H77V209L76 210H71V212H74ZM107 211V212H106ZM112 211V212H113ZM104 212H106V215H105V213ZM111 212V213H112ZM67 213H69L70 214V211L69 212H67ZM81 213V214H80ZM86 213V214H85ZM104 213V215H105V217L106 218H104V215H102ZM63 214H66V213H63ZM72 214V213H71ZM80 214V215H79ZM180 214H182V213H176L175 215H177L176 217H175V215L174 216H172L173 218H172V220H174V224L178 227H180L181 225H182V223H184L181 219H179V215ZM67 215V214H66ZM85 215H87V216H90V218L89 217H86ZM82 216H85V219H88L89 218V220H85L86 221V224L87 223H89V221H90V219L92 220V218L94 219V221H95V219H97L98 220V222L100 221V223H98L97 222V220H96V222H91V225H92V229L90 228L91 226L90 225H86L85 224V221L82 219L83 217ZM93 216V217H92ZM181 216H183V215H180V218H181ZM92 217V218H91ZM221 219H223L224 221H222L221 219H220V221H214L215 223H216V225L218 226V225H224V226H226L225 228H224V226L221 228V229H223V230H219L220 228H219V226H218V230L220 231V232H222V233H220V232H218V230L216 229H214V231H217L219 234H217L218 235V237H216V238H220V240L222 241V240H224V241H226L227 240V242L230 240V237L231 236H233L234 235V233H236L235 231H237V228H239V229H241V227H237L236 229H235V227H233L232 225H236L235 223L234 224H232L231 222H229V221H227L229 224H230V226L228 225H225L223 222H225L226 221V216H219ZM219 217L216 219V220H218L219 219ZM227 218H228V220H231L230 219V217H228L227 216ZM73 219V220H72ZM78 219V220H77ZM110 219V218H109ZM184 219H186V218H184ZM182 221V222H181ZM222 221V222H221ZM62 222V223H61ZM68 222V223H67ZM84 222V223H83ZM105 222V223H104ZM95 223V224H94ZM97 223H98V225H97ZM104 223V224H103ZM172 223V224H173ZM218 223V224H217ZM226 223V222H225ZM228 223H226V224H228ZM84 224V225H83ZM93 224H94V228H93ZM110 224V223H109ZM173 224V225H174ZM232 224V225H231ZM241 224V223H240ZM79 225H80V228H79ZM82 225V226H81ZM86 225V227H88V228H86V227H84ZM54 226V225H53ZM217 226H215V228L217 227ZM82 227V228H81ZM79 228V229H78ZM83 228H85V229H87V230H85V232L86 233H84L83 232V234H84V237H83V234H81L80 232L82 231V229ZM235 229V231H234V229ZM48 229V228H47ZM93 230L94 232H95V230H96V234H93L92 232H91V230ZM166 229V228H165ZM62 230V231H61ZM66 231L65 232V236H67V235H70L71 237H65L64 238V232L63 231ZM78 230V231H77ZM80 230V231H79ZM90 230V232L89 233H92L91 235L88 233V231ZM84 231V230H83ZM227 231V232H226ZM234 231V232H233ZM51 232V231H50ZM60 233V234H62V235H60L59 234V236H62L61 238H59V237H57L56 238V236L55 235H57L56 233ZM63 232V233H62ZM77 232H79L81 235H79V233H77ZM101 232H102V234H101ZM78 234L80 237H82V238H78L79 236L77 235V238H78V240H76V242H73L72 244H67V245H65V241L63 240V239H68L67 241L68 242H70L71 240H73L72 238H74V236L76 235V234ZM208 233H210V231L208 232ZM216 233V232H215ZM226 233H227V235H226ZM231 233H233V235L231 234ZM67 234V235H66ZM90 235V236H88V235ZM211 234H213L212 233V230H211ZM86 235L88 236V237H86ZM94 235H96L95 237H99L98 235H100V237L98 238V240L97 241H99V239H101V241H99V243L96 241V238L95 237H93ZM223 235V236H222ZM46 237H48L47 235H45ZM58 236V235H57ZM92 236V237H91ZM76 237V236H75ZM226 237V238H225ZM228 237V238H227ZM71 238V239H70ZM95 238V239H94ZM104 238V239H103ZM40 239H41V237H40ZM44 239V238H43ZM41 240L40 242H41V244H44L43 243V241L44 240ZM69 239H70V241H69ZM60 240H62V242H60ZM219 240V239H218ZM39 241V240H38ZM49 241V242H50ZM74 241V240H73ZM96 241V242H95ZM50 243V244H51ZM61 243H62V245H61ZM37 244V243H36ZM35 244V245H36ZM40 244V243H39ZM85 244V245H84ZM198 245V242L197 243H194L193 245H195V246H197ZM200 244V243H199ZM38 245V244H37ZM58 245H59V248H58ZM60 245H61V247H60ZM84 245V246H83ZM44 246H45V244H44ZM43 246V247H44ZM54 246V247H53ZM83 246V247H82ZM87 246V247H86ZM92 246V247H91ZM199 246V245H198ZM35 247H37V246H35ZM40 247V246H39ZM42 247V248H43ZM69 247H73V248H77V249H82L81 251H79V252H77L78 254L80 253V255H77L75 252L76 251H74V249L73 248H69ZM25 248V247H24ZM28 247H26V249H27ZM34 248V247H33ZM33 248H29V249H27V252H29V251H33L34 249ZM38 248V247H37ZM41 248V247H40ZM45 248H46V246H45ZM45 248H44V250H45ZM84 248H85V250H86V252L84 251ZM190 248V247H189ZM30 249H32V250H30ZM36 249V248H35ZM58 249H60L58 252L59 253H61V254H58V252H57V250ZM72 251V249H73V251H74V253H75V255H73L74 253L73 252H71L70 250ZM77 249H75V250H77ZM191 249H194V247H192L191 246ZM29 250V251H28ZM37 250V249H36ZM41 250H43V249H41ZM62 250V251H61ZM89 250V251H90ZM185 250H187V248H185ZM24 251H25V249H24ZM39 251V250H38ZM35 252L34 254H36V253H38L39 254V252ZM61 251V252H60ZM84 253H83V252ZM51 252H54V253H57V254H55V255H52V254H54V253H51ZM71 252V253H70ZM25 253H26V251H25ZM44 253L45 254H47V255H44ZM83 253V254H82ZM178 252H176V253H174V255H172L174 258H176V256H175V254L178 256L179 254H180V252H179V254H177ZM30 254V257L32 256V254L31 253H29ZM28 253H27V255H29ZM33 254V255H34ZM37 254V255H38ZM50 255L47 257L48 259H50ZM59 255V256H58ZM182 255V256H181ZM181 257H183L184 255L181 253ZM23 256V255H22ZM24 256H26V254H24ZM171 256V257H172ZM33 257V256H32ZM26 258H27V260L29 261L31 258H29L28 259V257L26 256ZM36 258V257H35ZM34 257H33V259H35ZM47 258H46V261H47ZM62 258H60V260L62 259ZM174 258H171V259H173L174 261L176 260V259H174ZM180 258V257H179ZM33 259H31V260H33ZM26 260V259H25ZM26 260V261H27ZM30 260V261H31ZM39 260H41V259H39ZM38 260V256H37V261L36 262H40ZM45 260V259H44ZM69 260V261H68ZM173 260H170V261H173ZM27 261V262H28ZM50 261H52V262H50ZM71 261V262H70ZM36 262H34V263H36ZM61 262V263H60ZM176 262V261H175ZM174 262V263H175ZM26 262H24V264H25ZM28 263H30V262H28ZM41 263V262H40ZM39 263V264H40ZM42 263H43V261H42ZM41 263V264H42ZM169 263H171V262H169L168 261V263H164V264H169ZM173 262L171 263V264H174ZM33 264V263H32ZM78 264H80V263H78Z\"/></svg>",
	"mask_w": 264,
	"mask_h": 264
}]
</instances>
